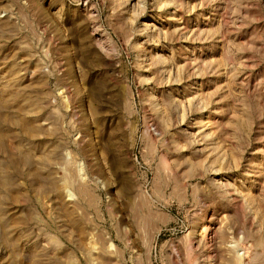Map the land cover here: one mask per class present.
Masks as SVG:
<instances>
[{"label": "rangeland", "instance_id": "374dc122", "mask_svg": "<svg viewBox=\"0 0 264 264\" xmlns=\"http://www.w3.org/2000/svg\"><path fill=\"white\" fill-rule=\"evenodd\" d=\"M0 264H264V0H0Z\"/></svg>", "mask_w": 264, "mask_h": 264}]
</instances>
